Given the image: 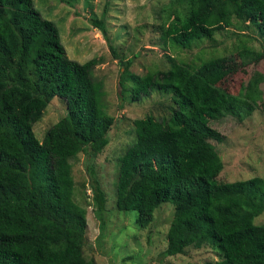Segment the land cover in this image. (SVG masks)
<instances>
[{
	"label": "trees",
	"instance_id": "trees-1",
	"mask_svg": "<svg viewBox=\"0 0 264 264\" xmlns=\"http://www.w3.org/2000/svg\"><path fill=\"white\" fill-rule=\"evenodd\" d=\"M179 1L175 19L160 23L163 44L169 38V44L187 47L231 27L236 42L211 66L203 60L202 70L170 58L167 69L141 75L109 45L119 64L120 101L159 91L171 102L167 116L133 120L134 139L114 164L113 205L134 210L144 227L155 207L171 203L162 257L208 243L217 258L203 264H264V223L254 222L264 211V178L214 182L208 174L219 165L217 155L199 153L202 132L217 133L211 120L240 119L258 102L264 110L256 88L260 72L249 76L243 93H228L224 81L264 58V0ZM90 22L106 38L103 17ZM243 30L257 33L258 49L247 46L243 37H253ZM97 62L67 57L55 25L32 0H0V264H90L82 253L85 210L73 199L69 160L87 156L90 195L83 192L101 233L107 199L92 165L114 119L105 109L103 83L92 74ZM56 96L64 113L37 138L33 124Z\"/></svg>",
	"mask_w": 264,
	"mask_h": 264
},
{
	"label": "rangeland",
	"instance_id": "rangeland-1",
	"mask_svg": "<svg viewBox=\"0 0 264 264\" xmlns=\"http://www.w3.org/2000/svg\"><path fill=\"white\" fill-rule=\"evenodd\" d=\"M32 3L41 16L55 25L67 57L77 62L98 58L92 74L103 83L105 109L114 119L107 132L108 142L94 157L92 165L107 199L105 207L108 216L101 233L93 207L85 196L90 195L85 162L87 156L78 153L69 160L74 184L73 199L85 210L84 258L90 264H203L216 259L217 254L208 243L187 247L184 254L160 256L173 212L171 203L163 202L155 207L151 220L144 227L135 222L134 210L114 208V164L118 155L134 139L133 120L147 114L155 118L167 116L171 102L168 94L159 91L136 101L127 97L120 101L117 83L119 64L112 56L109 45L120 57L131 60L128 69L135 74H144L149 69H167L170 58L202 70L203 60L211 66L210 60L228 56L229 48L236 42L235 37L229 35L233 28L229 31L217 30L213 36L192 40L187 47H183L178 43L169 44V38L163 44L160 36V23L174 20L176 12L182 10L179 0H32ZM101 16L106 38L90 22L91 18ZM243 33L253 37H243L247 46L258 49L257 33L251 30H243ZM231 56H235L234 51ZM254 72L262 74L256 88L264 101V58L225 77L227 92L243 93L247 79ZM208 75L209 72L205 77L208 78ZM63 113L64 102L57 96L53 97L40 119L33 124L35 136L41 138L44 130ZM209 124L217 133L202 132L199 153L205 151V157L217 155L219 165L208 174L214 182L251 176L264 178V110L259 102L258 107L247 116L238 119L224 115ZM254 222L264 223V211L254 218Z\"/></svg>",
	"mask_w": 264,
	"mask_h": 264
},
{
	"label": "water",
	"instance_id": "water-1",
	"mask_svg": "<svg viewBox=\"0 0 264 264\" xmlns=\"http://www.w3.org/2000/svg\"><path fill=\"white\" fill-rule=\"evenodd\" d=\"M119 88V87H118Z\"/></svg>",
	"mask_w": 264,
	"mask_h": 264
}]
</instances>
